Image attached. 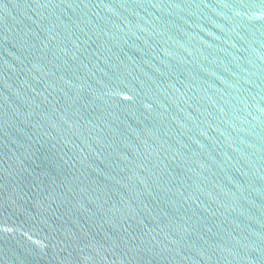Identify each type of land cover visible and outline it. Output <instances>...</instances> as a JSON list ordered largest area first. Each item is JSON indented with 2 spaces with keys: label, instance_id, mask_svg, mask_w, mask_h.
Instances as JSON below:
<instances>
[{
  "label": "water",
  "instance_id": "95a60500",
  "mask_svg": "<svg viewBox=\"0 0 264 264\" xmlns=\"http://www.w3.org/2000/svg\"><path fill=\"white\" fill-rule=\"evenodd\" d=\"M0 264H264V0H0Z\"/></svg>",
  "mask_w": 264,
  "mask_h": 264
}]
</instances>
